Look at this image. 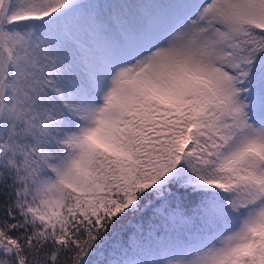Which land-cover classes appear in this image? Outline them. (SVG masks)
<instances>
[{
	"label": "snow or ice",
	"instance_id": "obj_1",
	"mask_svg": "<svg viewBox=\"0 0 264 264\" xmlns=\"http://www.w3.org/2000/svg\"><path fill=\"white\" fill-rule=\"evenodd\" d=\"M0 264H264V0H0Z\"/></svg>",
	"mask_w": 264,
	"mask_h": 264
}]
</instances>
